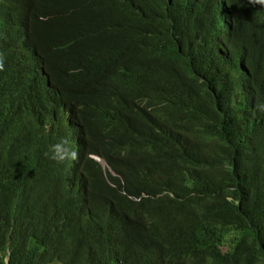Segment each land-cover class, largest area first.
<instances>
[{
	"label": "trees",
	"instance_id": "obj_1",
	"mask_svg": "<svg viewBox=\"0 0 264 264\" xmlns=\"http://www.w3.org/2000/svg\"><path fill=\"white\" fill-rule=\"evenodd\" d=\"M237 1L30 0L31 20L39 31L30 38L43 54L52 86L78 71L71 61L58 62L75 59L77 53L113 80L105 99H89L98 118L87 112L72 117L82 122L90 151H104L113 171L88 164L84 177L89 183L83 184L91 204L102 214L113 209L117 229L143 242L142 264H172V258L175 264H264V130L249 124H264V112L257 109L264 104V18L240 11ZM10 79L39 93L45 89L40 76L19 69L12 68ZM126 87L132 90L123 92ZM179 90L190 103L177 104ZM140 97L146 101L138 111ZM166 109L168 119L184 128L179 138L174 136L189 162L178 177L181 182L175 174L158 178L155 168L147 169V157L162 149V140L154 141L160 130L157 135L146 123L140 143L132 139L137 115L153 122ZM199 128L230 135L208 140ZM65 137L66 127L57 141ZM49 150V145L36 150L33 172L40 180L33 188L43 185L42 206L60 210L71 205L63 188L77 175L65 181L64 165L45 157ZM195 188L201 194L214 188L220 198L197 199L191 194ZM78 203L88 211L84 200ZM43 207L0 160V264L39 259L38 234L52 225ZM142 211L144 220L137 217ZM110 220L96 226L109 229ZM92 249L110 264L106 244Z\"/></svg>",
	"mask_w": 264,
	"mask_h": 264
},
{
	"label": "clouds",
	"instance_id": "obj_2",
	"mask_svg": "<svg viewBox=\"0 0 264 264\" xmlns=\"http://www.w3.org/2000/svg\"><path fill=\"white\" fill-rule=\"evenodd\" d=\"M237 3H241L243 6V8H240V11L244 10L250 15L264 18V0H238ZM16 16H21L22 18H17ZM31 16L32 6L28 0H8L7 6L4 4V0H1L0 29L5 31L6 38L0 42V49L10 51L14 54L17 58L20 71L28 75L38 76L35 71L43 67L49 84L51 85L43 54L30 38ZM25 36H27L28 39L30 38V43L37 49L42 58L40 62L35 59L34 53H31V50L32 52H34V50L28 44ZM21 40H26V42H22ZM24 51L28 57L25 55ZM12 68H14V62L8 59L3 53H0V160L8 166L9 174L15 183L22 187L24 191L29 187V194L33 197L35 196V199L40 206H42L44 196V192H42L43 185L37 190L33 188L38 185V182L35 180H40L33 172L36 162L34 155L39 147L49 145L50 150L46 151L44 155L56 165H64V180H67L69 174L77 175V177L70 180L75 187L70 188L68 182H66L63 188L64 196L69 200L71 205L64 206L60 210H52L51 208L43 206V208H41L42 214L48 217L52 223L49 229L55 230L53 245L60 249H68L70 247L78 251L80 255L77 264H104L105 261L103 257L92 249L93 246H96V241L101 240L102 244H106L108 247L106 250L108 263L133 264L132 259H135L139 255L143 242L117 229L118 224L114 221L112 216L113 209H108L106 214H102L101 211L95 210L91 204L93 202L92 196L88 194L87 187L83 184V181H89L88 177H84L88 174L85 171L88 164H101L99 156L103 158L107 154L104 151H100V153L91 152L88 147L89 138L82 122H76V120L71 119L70 123L73 128V133H71L67 125L68 118H65L66 110L68 109H75L73 116L87 112V114L94 113L98 118L100 114L97 111L91 110L94 107L90 105L89 99H105V96L109 93L108 87L113 80L100 73L94 67L92 69L96 71L97 77L93 78L91 81L78 79L75 72L69 71L66 78L71 85L66 87L51 85L57 96L56 100L60 102L51 101L45 91L40 93V97L42 98L41 101H32L26 100V97L23 95L12 92L8 87L7 80L11 75ZM38 74L41 76L40 73ZM44 78L45 77H42V79ZM199 82L201 83L202 81L200 80ZM126 90L130 91L132 89L126 87L125 89L123 88L122 91L127 93ZM176 95L177 104L190 103L189 96L185 91L179 90ZM76 96L84 97L87 101L80 102L75 100L74 97ZM145 101V97L137 98L138 111ZM48 102L55 103L58 106H51ZM64 105H67L68 108L63 112ZM145 105H147V103H145ZM257 109L264 112V104L257 105ZM135 114L137 113H134V115ZM147 114L149 117L153 116L150 107H147ZM34 115H37L44 123L39 124ZM250 119L256 118L251 115ZM146 123H150L151 130L157 135L158 133L155 130H160V133H162L159 135V139L154 140L155 144H158L161 140L163 142L162 149L158 155L148 156L147 150L143 149L145 156H148L147 169L150 170L155 168L158 178H166L175 174L176 179L181 182L178 177L182 171L186 172L189 167V162L179 152L180 145L177 142V138L183 134L184 128L182 126H177L168 119L167 109L165 114L158 116L153 122H147L137 115L133 122V125H138L136 129L132 131L134 135L132 137L133 141L140 143L141 139L138 138V134L141 136L143 135L141 127ZM249 124L252 130H264L263 123H257L259 125L258 128H254L253 123L249 122ZM131 126L132 124L128 127ZM64 127L67 128V137L57 141L59 133ZM200 132L203 134L204 138L208 140H222L225 135H230V132H225L227 134L224 132L214 134L203 130H200ZM72 140L76 141L79 146L78 149L73 148ZM79 148L81 151L78 153ZM71 162L77 163L72 165ZM236 163L240 167L248 168V164ZM29 171L33 173L30 174ZM191 192L193 197L200 200L211 195H213L215 199L220 198L214 188L209 193L201 194L196 191V188ZM80 193L84 194L83 198L80 196ZM144 193L145 192H142L139 196H136L138 201L135 203H140L139 199L144 196ZM180 197L182 196L180 195ZM78 200H84V205H86L88 209L87 212L82 209ZM137 217L140 220H144V211L139 212ZM66 218L70 220L67 225V233L60 231ZM103 219H111L109 229L96 226V224ZM3 223L6 224V222ZM89 224H91L93 228V233L91 234L84 228L85 225ZM40 229H44L42 225ZM62 237L65 243L61 241ZM38 239L42 241L38 251L39 259L32 261L31 264H38L41 261L52 258L46 248L44 231L38 234ZM126 241H130L131 243H124ZM32 251L34 254L36 253L34 248H32ZM8 260L9 258L6 257L7 263ZM185 260H183V262ZM176 261L177 259L172 258V264H175Z\"/></svg>",
	"mask_w": 264,
	"mask_h": 264
},
{
	"label": "bare ground",
	"instance_id": "obj_3",
	"mask_svg": "<svg viewBox=\"0 0 264 264\" xmlns=\"http://www.w3.org/2000/svg\"><path fill=\"white\" fill-rule=\"evenodd\" d=\"M28 2L31 3L30 0H28ZM0 4H1V0H0ZM4 4L7 6L8 5V0H4ZM45 11L48 13V9L46 7H45ZM16 17L17 18H19V17L22 18L21 16H16ZM42 19H44V17L43 18H41V17L39 18V20H42ZM30 25H31L30 35L33 34V33H39L38 29L36 28V26L34 24V20H32L30 22ZM34 26H35V29H33ZM5 38H6L5 31L0 29V42L3 41V39H5ZM25 39L28 41V44L34 50V52H32V50H31V53H34L33 55H35V59L38 62H40L42 58L39 55L37 49H35V47L30 43V41H29L30 38L28 39L27 36H25ZM26 40H21V41L22 42H26ZM9 41H12V40H9ZM0 53H3L4 55H6V57L8 59H10V60H12L14 62V68L16 70L19 69V66H18L19 64H18L17 58L14 56V54H12L10 51L1 50V49H0ZM24 53H25V51H24ZM25 55H26V53H25ZM192 56H193L194 63L196 65L199 64L198 61H197V55H194V53H193ZM65 61H71V63L78 69V71L75 73V75L78 77V79L85 80V81H91L93 78L97 77L96 71H94V69H92L93 67L91 66L89 61L85 59L84 55H81V54L77 53L75 59H66V60H62V61H58V62H65ZM54 63H57V62H54ZM202 69H206V68H202ZM39 70L38 71L36 70L35 72H37L38 80H39V74L38 73H40V75H41L40 77L41 78L45 77L42 80V83L44 84L45 89H44V87L42 85L41 86L43 87L45 93L48 95V98L51 101L60 102V101L56 100L57 96L55 95L51 85L49 84V80L47 78V75H46V72H45L44 68L41 67V69H39ZM151 70H153V69H151ZM157 71L159 72L160 69L156 70L155 73ZM150 72H152V71H150ZM160 75H162V74H160ZM120 78H122V76ZM7 85L12 90V92L25 96L26 100L28 99V100H32V101H41V99H42L40 97V93L37 90L27 89V88L19 86L18 84H14V82L11 81L10 77L7 80ZM69 85H71V83L69 82V80L67 78H64L63 80H61V86L66 87V86H69ZM74 99L78 100L80 102L87 101L86 98L81 97V96H76V97H74ZM67 108H68V106L64 105L63 112ZM74 112H75V109H72V110L68 109V110H66V114H65L66 115L65 118H68L67 125H68V128H69L71 133H73V128L71 126L70 121H71V119H75L74 117H72ZM34 117L37 120V122H39V124H43L44 123V121L39 119V117L37 115H34ZM76 122H78V121L76 120ZM53 128H55V127H53ZM52 130H56V129H52ZM72 146H73L74 149H76V148L78 149V147H79L75 140H72ZM80 151L81 150L79 148L78 153ZM99 159L101 160L100 161L101 162L100 165L103 168V172L104 173L105 172H109V173L113 174V171H112L111 167L106 163V161L103 158H101L100 156H99ZM76 163L77 162H71L72 165H75ZM29 173L32 174L33 172L29 171ZM103 176L106 177V174H104ZM90 182H91V180H90ZM71 184H72L71 182H68V186L69 187H70ZM110 184H111V186L114 187V184L112 182ZM31 186H32V184H31ZM80 196L83 198L84 194L80 193ZM40 207H42V206H40ZM69 222H70V220L68 218H66L65 221H64V225H63V227L61 228L60 231L67 233V225L69 224ZM84 228H86L88 230L89 234L93 233L92 232L93 228H92L91 224L85 225ZM76 234H77V232H76ZM44 238H45V241H46V248H47L48 252L50 253V255L52 256L51 259L44 261L45 264H77V262H79V255L80 254L78 253V251H76V250H74V249H72L70 247L68 249H60V248H58V247L53 245V242H54V239H55V230L49 229L46 232L44 231ZM61 241L63 243H65V240H64L63 237L61 238ZM96 245L100 246V245H103V244H102L101 240H97L96 241ZM155 252H156V254H159L158 251H155ZM142 262H143V258L140 257V256H137L135 259H132V263L133 264H142Z\"/></svg>",
	"mask_w": 264,
	"mask_h": 264
},
{
	"label": "rangeland",
	"instance_id": "obj_4",
	"mask_svg": "<svg viewBox=\"0 0 264 264\" xmlns=\"http://www.w3.org/2000/svg\"><path fill=\"white\" fill-rule=\"evenodd\" d=\"M31 21H32V20H31ZM31 21H30V22H31ZM33 29H35V26H34V28H33Z\"/></svg>",
	"mask_w": 264,
	"mask_h": 264
},
{
	"label": "water",
	"instance_id": "obj_5",
	"mask_svg": "<svg viewBox=\"0 0 264 264\" xmlns=\"http://www.w3.org/2000/svg\"><path fill=\"white\" fill-rule=\"evenodd\" d=\"M227 13V12H226Z\"/></svg>",
	"mask_w": 264,
	"mask_h": 264
}]
</instances>
